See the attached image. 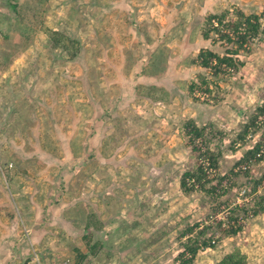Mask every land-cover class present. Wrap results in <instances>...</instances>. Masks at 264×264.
Masks as SVG:
<instances>
[{"label":"rangeland","instance_id":"obj_1","mask_svg":"<svg viewBox=\"0 0 264 264\" xmlns=\"http://www.w3.org/2000/svg\"><path fill=\"white\" fill-rule=\"evenodd\" d=\"M7 1L4 0V3ZM15 1L24 3L21 6L12 3L11 18L4 5V17L0 24V29H7L0 30V49L2 44L10 43L8 48L0 50V202L4 190L8 194L10 188L29 182L27 176L21 180L15 175L10 178L7 174L10 167L6 161H11L12 165L16 164L26 172H35L41 165H44V169L47 166L36 159L38 150L32 146L43 132L38 134L33 126L36 120L39 121L38 117L30 115L34 105L24 101L16 102L17 95L13 91L19 92L23 86L37 93L52 87L60 92L61 97L68 92L75 100L70 101L72 98L67 100L69 96L65 97L62 109L73 108L75 111L79 107L78 114L72 116V113L61 109L60 112L65 114L59 116V109L50 111L53 107H47L48 104L42 101L38 107L47 114L48 121L60 119L80 125V130H75L70 136L71 143L69 139L65 144L66 147L71 144V155L74 158L95 150L91 149L94 144H90V149H87L85 141L89 132L82 130L84 119L97 118L93 114V107L89 117L88 112L82 115L85 97L82 85L76 87L74 84L70 91L64 90L66 84L60 81V72L67 73L64 69L68 67L66 61L72 59L70 57L74 55L76 46L72 42L80 47L85 33L112 28L116 20L124 17L123 13L131 12L116 0H110L104 5L109 11L100 4L102 0ZM162 4H155L157 14L154 20H142L146 23L144 26H140L141 18L140 21L132 18V22H136V27H139V30H132L135 32L133 41H130V31L122 33L123 30H117V39L110 30L106 31L107 41L119 44L133 42V46H129L132 51L127 49V52L134 57L137 54L139 62L142 58H153L152 64L165 65L166 61L169 64L166 67L171 80L168 90L158 94L160 87L151 78L145 82L147 87L142 88V91L149 90L147 92L156 95L155 104L162 103L167 108L166 114L152 115L153 120L156 116L159 121L165 122L164 130L157 122L146 124L144 120L148 118L140 112L133 116L132 121L137 130H121L116 132L117 138L113 139V142H120L124 136L132 134V141L133 137L136 139L134 144L145 148L146 152L138 149L144 158L140 159L138 168H133L138 171L137 175L130 180L120 179L130 194L132 190L134 195L129 196L136 195L124 215L127 214L133 220L145 221L139 222L141 225H155L157 238L149 242H140L139 239L132 243H107V248L111 245L112 251L102 252L98 258H92L91 262L84 264H212L233 250L245 256L246 264H264V156L260 153L264 152V121L252 125V121H258L255 115L259 114L264 104V0H166ZM233 10L259 16L258 35L246 38L237 53H230L233 54L236 66L221 65L216 70L201 67L196 60L200 49L222 56L227 54V49L237 46L220 39L219 34L213 30L205 34L206 16ZM164 11L169 18L162 21ZM90 18L96 21L94 24L90 21L91 28L86 23ZM127 32L130 34L127 35ZM83 53L88 55V59H83ZM110 53L113 54L112 51ZM25 54L27 68L8 66L11 57H24ZM75 56L76 61L69 63V70L75 71L74 76L83 72L89 75V88L96 96L101 87L98 77L103 76V71H107L111 77L112 69L107 70L109 64L102 61L97 49H81ZM34 62L40 63V66ZM129 65L130 62L124 61L121 68L125 71ZM22 68L36 74L33 75V80L38 79L36 83L22 85L18 78L9 75L10 71L17 74ZM149 70L148 73L142 71L137 75L153 73L157 83L167 80L161 70ZM6 73L8 75L5 77ZM9 79L14 81L8 82ZM75 80L79 79L75 77ZM199 91L206 96L201 98L197 95ZM93 101L98 100L96 98ZM166 104H169L168 107ZM85 107L89 108L88 105ZM190 121L198 126H206L204 135L196 137L194 142L184 132L185 125ZM106 123L114 128V117L108 116ZM153 127L155 131L151 129ZM57 133L63 136L62 142H65L67 132L61 130ZM171 134L174 135L173 141L168 145L154 140L158 135L167 138ZM4 140L10 142L9 147L5 146ZM160 142H164L163 138ZM251 153L257 155L250 156ZM150 154L153 159L161 157L159 161L162 163L159 166L153 162L144 164ZM210 154H213L214 161ZM67 156V153H63L62 158L68 159ZM91 163V169L98 170L97 161ZM197 166H202L207 180L200 178L196 181L194 176H200ZM13 168L11 171H14ZM187 170L193 174L188 184L193 185V188L184 190L180 179ZM114 200L108 199L113 205ZM108 214L121 215L114 211ZM233 230L236 232L232 233Z\"/></svg>","mask_w":264,"mask_h":264},{"label":"crops","instance_id":"obj_2","mask_svg":"<svg viewBox=\"0 0 264 264\" xmlns=\"http://www.w3.org/2000/svg\"><path fill=\"white\" fill-rule=\"evenodd\" d=\"M0 1H3L0 2L2 4L0 6L1 24V20L4 17L3 6L5 5L8 8L5 11L8 17L11 18L12 3L17 4L18 2L15 0H8L7 3H4V0ZM165 1L116 0L117 3L124 6V9H130L131 12L123 13L124 17L122 16V19L118 18L119 20H116L111 25L112 28L106 27L105 30H91L90 33H85L80 47L72 42V45H76L74 46V55L72 54V57H70L72 59L66 61L68 67L64 69L67 73L60 72L62 77L60 76L61 78L59 79L66 84L64 90L67 91H70L74 84L76 87H79V84L82 85L85 97L81 113L84 116L88 112L87 116L89 117L92 114L91 109L93 107V114L97 116V118L93 119H84L82 121V130L89 132L85 141L88 144L87 149H90V144H94L95 146L91 149L95 150H90L89 153L81 154L74 158L71 155L73 154L70 150L71 144L70 147H66L65 144L75 130H80V125L72 121L69 123L64 122V120L60 119H57V121L50 119L48 121L46 120L47 114L38 107L40 101H42L48 104L47 107H53L50 111L59 109L60 112L63 105L62 101L70 95L68 92H65L63 94L64 97H61L60 92L52 87L51 89L49 87L45 88V91L37 93L28 91L23 86L19 88V92L13 91L17 95L15 97L16 102L19 101L21 103L24 101V103L34 105L30 115H35L39 118V121L36 120L37 123H34L33 126L38 134L43 132L32 146L38 150L35 155L36 159L43 164H47V166L44 169V165H41V168L35 172L33 170L26 172L25 169L20 168L16 164L12 165L11 161H6L10 167V170H7L10 178L15 175L21 180L27 176L29 182H23L21 186L10 188V190H7L8 194H5V190L2 193L4 197L2 202H0V264H30L28 261H30L33 251L38 253L41 264H84V262H91L90 259L92 258H98L102 252L112 251L111 245L107 248V243H132V241L135 242L139 239H141L140 242H149L157 238L155 236V233H157L155 232V225H141L139 222L145 223V221L133 220L127 214L124 215V212H128V206L136 199V195L135 197L129 196V189L122 186L120 179L128 178L127 180H130L137 175L138 171L133 168H138L140 159L144 158L143 153H139L138 149H144L143 152H146L145 148L134 144L136 139L133 137L132 141V134L124 136L120 142H113V139L117 138V133L121 130H137L136 124L132 121L133 116L138 115L140 112L148 118L144 120L146 124H155L157 122L164 130L165 122L159 121L156 116L157 114H166L167 108L163 107L162 103L155 104L154 97L156 95L153 96V94L147 92L149 90L142 91V88L147 87V78H151L156 83V86L160 87L158 94L168 90L171 80L168 77L170 72L166 70V67L169 64L168 61L165 63L166 66L160 63L157 65L152 64L153 58H142L141 62H139L137 54L134 57L127 52V49L132 51L129 46H133V42H121L122 44H119L107 41L106 34L108 32L106 33V31L110 30L116 39L118 38L117 30H123L122 33L130 31L132 33L130 41H133L135 32L132 30H139V27H136V22H132V18H137V20L141 18L140 26L146 25L143 21H149V18L154 20V15L157 14L154 9L156 8L155 4H162ZM109 2L111 1L102 0L100 4L109 11L107 6H104ZM22 3L24 2H19L17 5L21 6ZM159 13L161 14V12ZM117 15L118 12H116L115 16ZM162 15V21L169 18L165 11L162 12ZM94 20L91 18L86 20L87 26L91 28L90 21L94 24L96 22ZM163 28L164 26L161 29ZM0 30L7 29L1 28ZM0 34H2L1 31ZM92 34L97 36V38L92 36ZM93 40H97V42ZM103 40H106V42ZM9 46L10 43H7V45L2 44V49ZM68 48L70 49V46ZM81 49L85 51L97 49L102 56V61L106 65L109 64L107 70L111 68L113 71V75H110L111 77H109L107 71H103L105 72L102 74L103 76L98 77L101 87L96 96L93 95L92 90L89 88L91 83L89 75H85L83 72L79 76H74L75 71L69 70L70 64L76 61V53ZM25 57L26 54L24 57H11V61H7L9 63L8 66L10 68H27L28 61ZM83 59H88V55L83 53ZM124 61L130 62L128 69L125 71L124 68H121V64ZM4 62L5 60H3ZM23 63L25 65H22ZM34 63L40 66V63ZM146 68L148 71H150L149 68H153L156 71L161 70L167 80L164 83L162 81L157 83L153 73H151L153 76L151 74L137 75L138 73L141 74L142 71L148 73ZM29 70L26 69L25 71L22 68L17 74H14L15 71H10L9 75L11 74L13 78H18L19 84L31 85V83H36L38 79L33 80V75L36 74L33 71L30 73ZM24 73H29V75ZM7 75L6 73L4 76L6 77ZM75 77L79 80H75ZM162 78H158V80ZM13 81L14 79L8 80V82ZM108 84L112 86H108ZM94 97L98 101H93L96 99ZM69 98H72L70 101L75 100L73 96L67 97V100ZM50 102L55 103L51 104ZM87 105L89 111L85 107ZM166 105L168 107L169 104ZM78 108L75 111L73 108L62 110L70 112L74 116L76 113L78 114ZM60 114L65 113H58L59 116ZM153 114H156L155 120L152 119ZM108 116L114 117V128L110 127V125L107 126L106 118ZM92 122L95 123L93 127H91ZM151 129L154 130L155 127ZM61 130H65L68 134L65 142H62L63 136L57 133ZM146 134L148 135V131H146ZM173 136L171 134L165 138V135H158V138L154 137V140L157 139L156 141L162 143V145H168L173 141ZM162 138L164 142H160ZM4 144L5 146H10L9 141L4 140ZM44 146H46L47 150L44 149ZM61 149L63 150L62 152L59 151ZM63 153L68 154V159L62 158ZM22 156L24 157V154ZM157 158L153 159L150 154L144 164L149 165L153 162L154 165H158L162 163L159 161L161 157ZM150 160L151 162L148 163ZM95 161H97L98 170L90 167L92 165L91 162L95 163ZM158 166H156V169H159ZM12 168L14 171H11ZM47 168L49 169L46 170ZM130 195H134L132 190ZM111 198L115 199L114 205L108 201ZM110 211L118 212L121 215L120 217L117 214L109 216L111 215L108 214ZM135 219H138V217L135 216ZM166 227L168 228V225ZM156 241L159 242V240ZM111 253L109 252L108 254Z\"/></svg>","mask_w":264,"mask_h":264},{"label":"trees","instance_id":"obj_3","mask_svg":"<svg viewBox=\"0 0 264 264\" xmlns=\"http://www.w3.org/2000/svg\"><path fill=\"white\" fill-rule=\"evenodd\" d=\"M228 15V16H227ZM205 24L207 26L205 30V34L207 32L213 30L219 34V38L226 41L227 43L235 44L236 47L231 48V50L227 49V54L219 56L218 54L206 50L200 49L196 60L197 63L201 67L205 68H215L219 69L221 65L226 66H236L237 63L235 62L233 54L230 53H237L238 47H240L246 38H251L258 35V26H259V16L256 14H249L246 15L238 10H233L232 12L227 13H212L206 16ZM221 70V69H220ZM193 87V83L191 84ZM207 89V88H206ZM203 90V89H202ZM264 111V104L262 108L259 110V114L256 113L255 118L262 114ZM252 125L256 126L262 124L263 121H252ZM206 126H198L191 121L185 125V135H187L188 139L193 140L201 135H204ZM214 131V130H213ZM209 153V152H208ZM211 155V154H210ZM213 155V154H212ZM211 155V160L214 161V157ZM257 154L251 153L250 156H256ZM261 156H264V152L261 153ZM212 163L215 165V162ZM198 170H200V176L196 177V181L200 178L206 179L204 170L202 166H197ZM191 178H193V174H191L190 170L183 172L180 185L184 190H188L193 188V185H188L191 183ZM207 180V179H206ZM220 193V192H219ZM240 225V224H237ZM239 227V226H238ZM236 230H233L232 233H235ZM193 250V249H191ZM212 264H246L245 256L240 253L238 250H233L231 252L226 253L221 259L212 263Z\"/></svg>","mask_w":264,"mask_h":264},{"label":"built area","instance_id":"obj_4","mask_svg":"<svg viewBox=\"0 0 264 264\" xmlns=\"http://www.w3.org/2000/svg\"><path fill=\"white\" fill-rule=\"evenodd\" d=\"M197 95H200L201 98H203V97L206 96V95H205L203 92H201V91L197 92ZM258 121H264V111H263L262 114H260V115L258 116ZM262 152H263V151H261L260 153H262ZM258 156H260V154H259ZM28 262H30V264H41V263H40V259H39V257H38V253H37L36 251H33L32 256H31V258H30V261H28ZM27 264H28V263H27Z\"/></svg>","mask_w":264,"mask_h":264}]
</instances>
